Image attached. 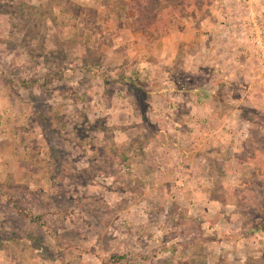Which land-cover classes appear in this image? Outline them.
<instances>
[{"label":"rangeland","instance_id":"374dc122","mask_svg":"<svg viewBox=\"0 0 264 264\" xmlns=\"http://www.w3.org/2000/svg\"><path fill=\"white\" fill-rule=\"evenodd\" d=\"M0 264H264V0H0Z\"/></svg>","mask_w":264,"mask_h":264},{"label":"crops","instance_id":"0c3cea01","mask_svg":"<svg viewBox=\"0 0 264 264\" xmlns=\"http://www.w3.org/2000/svg\"><path fill=\"white\" fill-rule=\"evenodd\" d=\"M180 40H182V41H186L187 43L185 44V46L184 47H186V49L188 50V48H193V47H197L198 49H200V52H201V46H200V43H201V41H196L195 42V40H193V38H179ZM174 43L175 44H177L176 42H175V40L173 41V45H174ZM183 47V48H184ZM199 56V55H198Z\"/></svg>","mask_w":264,"mask_h":264}]
</instances>
